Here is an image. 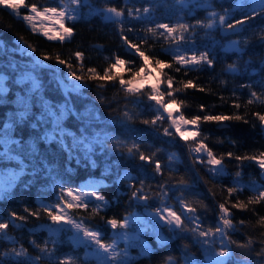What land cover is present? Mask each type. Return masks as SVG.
I'll return each instance as SVG.
<instances>
[{"label": "trees", "instance_id": "trees-1", "mask_svg": "<svg viewBox=\"0 0 264 264\" xmlns=\"http://www.w3.org/2000/svg\"><path fill=\"white\" fill-rule=\"evenodd\" d=\"M62 2L65 0H24L23 12L32 5L59 8ZM81 8L79 18L67 23L71 38L54 41L32 31L0 5V166L21 171L12 189L0 198V223L8 225L0 233V264H62L63 258L74 253L81 255L79 264H99L86 259L82 247H73L63 234L56 243L55 235L44 228L51 221L45 206L56 214L53 206L62 203L61 197L68 202L62 188L79 192L86 183H93L97 194L104 197L103 205L97 209L96 202L89 201L87 208L68 207V212L109 244L113 238L109 220L122 224L128 217L142 214L144 206L132 195V186L139 189L141 182L150 197V208H173L181 214L185 211L183 199L197 208L202 229L215 232L222 224L219 204L223 203L231 212L228 218L234 230L228 229L223 238L220 234L201 238L181 230L195 227L181 215L179 231L165 229L168 243L159 244L154 233L147 230L144 242L151 240L153 250L118 264H168L169 258L174 264H208V257L221 250L232 253L226 264H264V257L257 255L264 247L260 243L264 228L258 223L264 217V200L249 204L247 210L231 206L238 201L247 204L258 191H264L258 162L264 153V131L257 117V113L264 115V13L253 12V3L246 0H86ZM108 8L122 11L123 17L116 18ZM212 13L217 14V21L224 16L225 24L202 27L212 23ZM248 14L253 18L248 20ZM238 19L246 22L229 29L228 24ZM161 24L177 31L169 33L158 27ZM180 25L187 29H180ZM125 38L149 60L145 62ZM179 51L187 58H199L206 52L212 65L205 61L181 65L177 62ZM77 52L82 53V59L77 58ZM45 55L51 59H44ZM57 56L66 63L60 64ZM117 57L125 63L112 69L115 80L90 78L88 69L103 75ZM68 64L85 80L71 77ZM229 65L235 70H229ZM149 66L159 73L160 92L174 93L161 99L168 104L176 99L186 120L221 114H239L243 120L201 119L196 140L184 141L168 115L148 99L151 87L129 94L119 83L121 78L134 82ZM142 67L144 71L133 79ZM28 71L37 86L21 83V76ZM168 79L172 80L171 89ZM188 81L196 87L185 88ZM76 84L80 85L78 91L73 89ZM250 99L252 104H248ZM236 103L241 105L239 109L234 107ZM160 114L165 119L157 120L154 126L142 123ZM164 129L171 135H164ZM200 143L221 160L223 175L214 176L207 157L191 151ZM133 144L137 150L129 156L127 148ZM140 154L151 157L152 162L141 161ZM246 155L258 159H235ZM156 162L161 166L159 173ZM181 180L187 185L183 191L177 188ZM229 187H237L231 196ZM229 239L237 243L225 248ZM249 239L253 241L251 249L237 247ZM14 249L24 250L26 255L16 256Z\"/></svg>", "mask_w": 264, "mask_h": 264}, {"label": "snow or ice", "instance_id": "snow-or-ice-1", "mask_svg": "<svg viewBox=\"0 0 264 264\" xmlns=\"http://www.w3.org/2000/svg\"><path fill=\"white\" fill-rule=\"evenodd\" d=\"M24 2V0H0V5H5L9 8H12L13 10H17L19 8L20 5H22ZM71 3L73 5H76L77 7L80 5L81 0H71ZM258 4H259V8H254L252 11L253 12H257V13H264V0H258ZM31 13H35L37 15H42V14H51L55 17H58L60 19L65 18L66 16L70 19L75 20L76 16L73 14L75 12V9L72 10V12L68 11L67 6L64 7L63 10H59L58 8L55 7H49V8H45L43 9V12L41 13L36 5H32L30 8ZM107 11L109 13H113L115 14L116 17H123L124 13L122 11H118L116 8H108ZM147 11V9H145V12ZM19 13L17 12V15ZM131 14V13H130ZM213 16V21L212 23H209L207 25H203L201 24L202 27H207V28H212L214 26H216V24L218 23L219 25H224L225 24V17L224 16H219L218 21L216 20V13H212ZM111 18V17H110ZM252 15L248 14L247 15V19L250 20L252 19ZM24 20L31 22L34 19V16L32 15H25L23 17ZM246 22V20L244 19H238L236 20L235 24L229 23L228 24V28L229 29H234L236 27V25H242ZM63 34H58V36H52V35H48V32H45L44 35L47 36V38L49 40H55V39H60L61 41L67 39H70L72 36V29L71 28H65L63 24L60 25ZM158 27L166 29L169 33L175 32L177 31V29L175 28H170L167 24H161ZM180 29L186 30L187 26L186 25H180L179 26ZM131 30V29H130ZM149 31L154 32V29H149ZM184 37L181 36V39H183ZM125 43L128 44V46L130 48H134L136 49L137 53L139 54V56L145 61L147 62L149 60V57L146 56L144 54L143 51H140L139 47L134 44L131 43L130 41L127 40V38H125ZM32 51L34 52L35 49L33 48ZM77 58L82 59V53L77 52L76 53ZM44 59H51V57L48 56H44ZM57 61L60 64H65L66 62L62 59L59 58V56L56 57ZM202 61L207 62V64L209 66L212 65V60H210L208 58V54L202 53L200 55L199 58H197L196 55H192L191 56V60L188 61L186 60L183 56H179L177 58V62L181 65H185L187 63H194V64H200ZM125 63L124 60L120 59L119 57L116 58L115 63H113L110 68L106 69L103 75H100L96 69L94 68H90L88 69V72L90 73V78L94 79V80H115L116 77L114 75L111 74L112 69L117 67L118 65H123ZM157 64H162L163 62L160 60H156ZM165 66H169V65H165ZM67 67L69 68V75L71 77H73L75 80L78 81H84L85 77L83 75H76V73L73 71V65L68 64ZM81 69H83V65L81 64ZM179 71V69H177ZM229 70H235L234 67L232 65H229ZM144 69L143 67L140 68L138 71H136L134 73V77H137L140 75L141 72H143ZM119 83L122 87H126V91L129 94H136V92L139 91V89H136L134 92V89L132 87L133 84V80L129 79L127 81H125L123 78H121L119 80ZM167 85L168 88L171 89L172 88V80L168 79L167 81ZM99 86H103V85H99ZM185 88H189V87H196V85H194L191 81H188L186 84H184ZM176 91H179V89H176ZM200 91H204V89H200ZM167 95L169 97H173L174 93L172 91H169L167 93H162L160 92L159 89H157L155 86H153L152 92H150L148 94V99L150 101H156V104L159 106V108H162L164 112H168V107L169 104L165 103L163 99H161L162 96ZM251 96L253 98H255L256 100H260V97L257 96L256 92H251ZM223 99V98H222ZM262 103H264V101H261ZM66 103V102H65ZM171 104H176L177 100L176 99H171L170 100ZM180 103H183V101H180ZM253 100L250 99L248 101V104H252ZM234 107L236 109H239L241 107L240 104L236 103L234 104ZM201 108L203 109V106H201ZM127 115V114H126ZM257 117L259 119V121L261 122L262 125H264V115H260L259 113H257ZM165 117L163 116V114L157 115L155 119L153 120H143L142 123L144 125H150V126H154L156 124L157 120H164ZM168 119L171 120V126L175 127L177 131L180 130L181 128V123H178L177 119L172 118V113L168 112ZM203 119L204 121H227V120H234V121H241L243 120V117L240 116L239 114H233L232 116H226V115H206L204 117H199L196 116L194 118H192L191 120H186L185 117L183 116V114H181V116L179 117V121L183 122V124L187 125V124H191V125H197L198 122ZM245 123H247V121H244ZM199 134V129L197 128V130L193 133H191V135L196 136ZM164 135H171V133H169L168 129H164ZM181 136H183V133H181ZM137 150V147L135 144H133L131 147L127 148V152L129 156H133L134 155V151ZM191 151L195 152V153H201L202 151H206L207 153V160L206 162L209 165H220L221 164V160L217 159L211 150L206 149V146L203 143H200L199 146L192 148ZM229 156H232V153H228ZM139 159L141 161H148L149 163L152 162V158L145 156L143 154L139 155ZM222 159V158H221ZM235 159L237 160H257L258 158L256 156H236ZM201 162H204L203 158H201ZM259 165L261 168H264V153L260 154V159L258 160ZM155 171L157 173L161 172V166L159 162L155 163ZM210 171L214 174V176L219 177L221 175H223V168H211ZM237 176H239V173H237ZM134 191L132 193L133 198L137 199V200H143L145 202H147V200L150 198L149 195L147 193H145L143 191L144 189V184L143 182H141V187L139 189L135 188V185L132 186ZM187 185L186 183L181 180L180 184L177 185L178 190L183 191L184 188H186ZM237 191V187H229L227 189V192L229 194V196H231L234 192ZM61 192L67 193V196H72L74 201H77L76 203H73L71 201L67 202L66 207L69 208H75V207H80L81 204L83 205L84 208L88 207L89 201L88 200H84L82 196H76L74 195L73 191L70 189H61ZM83 196H95L97 200L100 201H104V197L101 195H98L96 191H92L91 193L85 192L83 193ZM64 197H61V201H64ZM264 200V191H258V194L255 195L254 197L250 198L246 203L242 202V201H238L237 203L232 204L231 206L233 208H237V209H242V210H247L248 205L249 204H256L259 203L260 201ZM181 206L182 209L185 211H182L181 214H177V212L171 210V208H164V209H157V212L155 213V215L158 217V219L160 220H164L165 224L167 226H169V228H181V226L183 225V220L181 219V215H184L186 219H189L191 223L195 224V227L189 229L187 228V226H185L184 228H182L181 230H186V231H191L194 234H197L198 237L201 238H205L208 237L210 235H216V234H220L221 238L227 236V230L228 229H233L234 230V226L232 224V220L229 219L228 217L231 216V212L229 211V208L225 206V204L221 203L219 204V209L221 212L220 215V221L222 222V224H218L215 228V232L212 231V229H207L204 230L201 227V224L199 223V217L196 215L197 212V208L190 205L189 203L184 202V200H181ZM97 209L99 208V206H96ZM53 208L55 209H59L60 210V214H54L53 210H50L47 206H45V210L47 211L48 216L51 218V220L55 223L58 222L60 220H63L65 218V216L67 215L66 213V208L65 205L63 203H58L55 206H53ZM166 212L167 213V217H165L162 213ZM32 215H38L37 213H31ZM13 216H15L16 214L13 213ZM18 219L24 220L26 219L25 217H17ZM66 223L69 224H73V226L77 229V230H83L84 232V236L86 238H88L90 241L96 243L98 245L99 248L103 249L104 252L108 253L109 256L111 257L112 260H116L119 256L120 253L115 251V245L111 244V245H107V244H103L100 242L99 239V233L94 231V230H89L86 228L82 229V225L78 224V223H74V221H72L71 219H68L66 221ZM108 223L113 227L116 228L118 221L115 219L109 220ZM241 224L244 223V221L240 222ZM259 225L264 228V217H261L258 221ZM122 227H127V223L125 222L123 225H121ZM8 227L7 224L4 223H0V233H3V230L6 229ZM261 237H264V232L261 233ZM237 243L236 241H232L229 239V244L225 245V248H228L231 244H235ZM260 243L264 244V239H261ZM253 244V241L251 239H249L247 241L246 244H237V247L241 248V249H251V246ZM42 251H46V249H42ZM13 253L16 256H23L26 255V252L24 250H21L19 252H17L15 249L13 250ZM232 253L230 251L227 250H221L218 253H216V257L212 262V264H226V258L231 255ZM257 255L264 257V247H261L258 251H257ZM62 264H68V261H63ZM168 264H174V261L171 260V258H169Z\"/></svg>", "mask_w": 264, "mask_h": 264}, {"label": "rangeland", "instance_id": "rangeland-1", "mask_svg": "<svg viewBox=\"0 0 264 264\" xmlns=\"http://www.w3.org/2000/svg\"><path fill=\"white\" fill-rule=\"evenodd\" d=\"M246 1L253 3V7L257 9L259 8L258 0H246ZM84 4H86V0H81V3L78 7L76 5H73L71 3V0H65V2L61 3V6L58 9L63 10L65 6H67L69 12H72V10L75 9V12L73 14L76 16V19H77L81 15V10H82L81 7ZM1 6L8 9L17 18L21 19L29 29H31L32 31L36 33L43 35L45 38H47V36L44 35L45 32H48V35H52V36H58V34H63L60 25L63 24L65 28H68L67 23L70 21H73V19H70L67 16L63 19H60L51 14L37 15L35 13H31L30 8H27L23 12V9H25L24 2L22 5L19 6L17 10H13L12 8H9L5 5H1ZM43 9L45 8H38V10L41 13L43 12ZM17 12L19 13L18 15H17ZM25 15H32L34 16V19L31 22H28L23 19ZM116 18H119V17H116ZM65 40H68V39L66 38ZM54 41H61V40L57 38ZM23 49L24 48L21 47V50ZM177 49L178 48H176L175 46L174 51H177ZM177 56L178 57L183 56L188 61L191 60V58H187L185 54H183V52H180V51L178 52ZM185 65L193 66V65H199V64H194L190 62ZM20 81L21 83H31L32 85L37 86L36 78L29 71L24 73L21 76ZM160 85H161V80H160L159 73L152 66H149L145 70V72L142 74V76L133 82L132 87L135 92L136 89H139L140 91L146 87H151V89H153V86L159 89ZM154 104L157 107H159L156 104V101ZM168 112H171L172 118L177 119L178 123H181L182 125L179 131H177L176 128L174 127L178 135L184 141L196 140L198 135L193 136L191 135V133L197 130L196 129L197 125H191V124L185 125L183 124V122L179 121V117L181 115L179 112V108L176 104H169ZM168 112H165V113L168 115ZM263 131H264V125H263ZM181 133H183V136H181ZM1 141L5 142L6 140L2 139ZM196 155H198L199 157H207L206 151H202L201 153H196ZM221 167L223 168V173H224V167L222 163L220 165H211V168H221ZM261 169H262V178L264 179V168H261ZM20 173H21L20 170L14 169L13 167L0 166V198L3 195H5L7 191H10L12 189V186L15 184L16 180L19 178ZM82 187H83V190L81 189L79 192L73 191L74 195L82 196L84 200L95 201L96 205H103L104 201L97 200L95 196H83V193L85 192L91 193L92 191H95L96 186L93 183H86V185H83ZM66 197L68 199V202L69 201L73 203L77 202L73 200L72 196H67L66 194ZM139 201L144 206L142 210V214L140 216L137 215L134 217L133 216L128 217L122 224H117L116 228H113L111 226L113 238L111 239V243L107 245L114 244L115 251L120 253V256L116 260H112L108 253L104 252L103 249L99 248L96 243L86 238L84 236L83 230H77L73 226V224L66 223L68 219H71L72 221H74V223L81 224L82 229L86 228L89 230H94L92 228L87 227L83 222L81 221L78 222L74 220L69 215V212H68L69 208L66 207V202H62L65 205L66 213H67L65 218L55 223L51 220L49 225L44 226V228L45 229L48 228L55 235L56 243L61 242L59 240V235L63 234L64 237L67 238V240L72 244L73 247L75 248L82 247V250L85 252L84 255L86 259L94 260L95 262L99 264H118L120 262H131V261L136 260L139 256L148 255L153 250L154 245L151 240H145L144 242V236L147 235L148 233L147 230H150L154 233V236L156 237V240L158 241L159 244H166L170 241V239L167 236L165 229L167 228L173 233L181 229V228L179 229L169 228V226L165 224L164 220L158 219V217L155 215L157 210L150 208L147 202L143 200H139ZM81 206L83 205L81 204ZM164 208H167V207H164ZM171 210L177 212L173 208H171ZM56 214H60L59 209H57ZM162 214L165 217H167L166 212H163ZM125 222L127 223V227H122L121 225H123ZM140 224H146V227H142L140 226ZM99 239H100V242L103 243L101 241L100 234H99ZM74 254L75 255L70 254L66 256L65 258L62 259V261H68V264H79L80 261L78 257L81 255L78 253H74ZM215 258H218L216 257V252L212 256L208 257L206 261L208 264H212ZM30 260L32 259L30 258Z\"/></svg>", "mask_w": 264, "mask_h": 264}]
</instances>
